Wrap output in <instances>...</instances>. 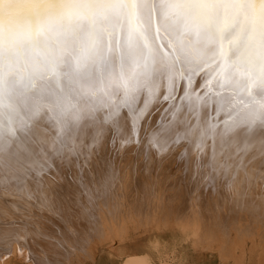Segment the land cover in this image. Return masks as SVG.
Returning <instances> with one entry per match:
<instances>
[{
	"label": "snow or ice",
	"instance_id": "1",
	"mask_svg": "<svg viewBox=\"0 0 264 264\" xmlns=\"http://www.w3.org/2000/svg\"><path fill=\"white\" fill-rule=\"evenodd\" d=\"M178 92L225 133L264 125V0H0V152L45 109L135 121Z\"/></svg>",
	"mask_w": 264,
	"mask_h": 264
},
{
	"label": "rangeland",
	"instance_id": "2",
	"mask_svg": "<svg viewBox=\"0 0 264 264\" xmlns=\"http://www.w3.org/2000/svg\"><path fill=\"white\" fill-rule=\"evenodd\" d=\"M110 120L103 116L97 126ZM148 122L135 133L104 131L100 172L80 178L76 171L85 183L80 189L68 180L76 163L66 161L69 169L53 182L71 198L59 213L34 198L35 207L18 221L22 231L36 235L23 240L21 254L7 253L0 264H264V208L246 205L264 192V147L233 149L239 159L227 176L212 159L199 160L200 145H187L199 134L157 139L161 129ZM63 140L57 156L64 153ZM41 164L49 176L50 165Z\"/></svg>",
	"mask_w": 264,
	"mask_h": 264
},
{
	"label": "bare ground",
	"instance_id": "3",
	"mask_svg": "<svg viewBox=\"0 0 264 264\" xmlns=\"http://www.w3.org/2000/svg\"><path fill=\"white\" fill-rule=\"evenodd\" d=\"M197 81L203 83L200 78H197ZM197 91L203 95L207 89L198 88ZM179 95L181 93L178 92L177 99L168 105L169 100L166 102L160 94H157L155 98L149 97L147 107H144L145 94H139L133 103V109H142V111H136L137 119L135 121L133 116L129 114L127 107H121L119 114L111 118L108 117L110 109L107 107L96 111L92 116L88 115V109L85 108L82 112L83 118L78 122L69 117L62 123L58 122L45 109L47 114H41L36 118L32 128L19 131L17 133L18 138H9L8 148L0 152V263L5 259L7 253L21 254L24 251L22 249L23 240L36 235L29 231L27 232L29 235H27L25 231H22L21 224L23 223L18 221L23 218L22 214L31 211L30 207H35L34 198H37L36 203L47 205L45 208H51L54 213H59L61 205L66 204L64 201L71 198L66 191H59L61 189L56 191L57 183L53 182V180L60 181V177L64 176L69 169L66 167V161L70 160L76 163L70 173L73 176H68V180L75 183L74 189H80L85 185L84 180L78 182L75 178L76 171H78L77 177L80 178H86L96 168L100 172L101 159L99 156L103 150V145L98 141L103 138L107 130L113 132L116 129L117 131L122 129L128 133H135L140 122L150 120L147 127H151L152 124L154 128L159 126L161 129L157 139L164 136V138L179 137L188 140L190 137L194 139L193 136L199 134L200 136L198 135L195 142L191 139L189 142L186 141L187 145L190 147L200 145L196 152L199 160L210 163V159H212L211 163H215L213 165L215 169L217 165L223 168L218 173L227 176L231 175L229 173L237 165L236 159H239L237 152L233 149L251 148L252 145L256 146L258 150L264 147V125H261L259 121L250 127L242 126L225 133L223 131L224 124L221 120L224 116L223 113L219 116L213 114L215 118L207 115L212 111V105L201 106L197 112L195 107L189 108L187 101L181 103ZM103 116L111 120L110 122L107 121L109 126L105 123L106 126L102 128L101 124L99 123L100 125L97 126V123ZM149 116H153V118H149ZM158 119H160L159 122ZM167 125L168 129L163 130V127ZM189 128L192 129L191 134L188 133ZM63 139L67 145H65L64 153L57 156L58 153L54 149L65 144ZM220 153L225 154L226 157L220 159ZM41 162L50 165L47 168L49 176L43 175L39 169L43 165ZM246 162L242 161L240 165L244 166ZM88 165L90 168L89 171H86ZM91 178L93 176H90L88 180L90 179V185L93 186L95 181ZM237 178H239L238 175ZM209 185L212 187V184L209 183ZM93 188L95 189L94 186ZM222 189L223 193H227V187H222ZM236 192L238 191L236 190ZM215 193L216 191L213 196ZM263 193L258 195L256 199L246 201L248 209L264 208ZM60 198L64 200L59 202ZM22 199L26 201L32 199V201L24 203L21 202ZM223 205L227 207L229 203L225 202Z\"/></svg>",
	"mask_w": 264,
	"mask_h": 264
}]
</instances>
